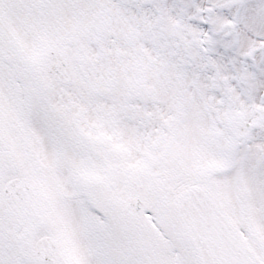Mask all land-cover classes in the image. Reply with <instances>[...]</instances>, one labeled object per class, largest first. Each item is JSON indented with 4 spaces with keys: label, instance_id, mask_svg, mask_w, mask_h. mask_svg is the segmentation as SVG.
Masks as SVG:
<instances>
[{
    "label": "snow or ice",
    "instance_id": "snow-or-ice-1",
    "mask_svg": "<svg viewBox=\"0 0 264 264\" xmlns=\"http://www.w3.org/2000/svg\"><path fill=\"white\" fill-rule=\"evenodd\" d=\"M0 264H264V0H0Z\"/></svg>",
    "mask_w": 264,
    "mask_h": 264
}]
</instances>
